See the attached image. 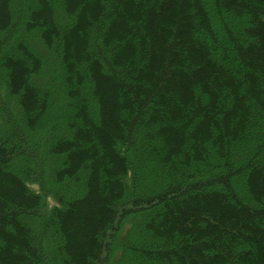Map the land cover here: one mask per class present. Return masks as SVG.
I'll return each instance as SVG.
<instances>
[{"label":"trees","instance_id":"trees-1","mask_svg":"<svg viewBox=\"0 0 264 264\" xmlns=\"http://www.w3.org/2000/svg\"><path fill=\"white\" fill-rule=\"evenodd\" d=\"M0 264H264V0H0Z\"/></svg>","mask_w":264,"mask_h":264},{"label":"rangeland","instance_id":"rangeland-1","mask_svg":"<svg viewBox=\"0 0 264 264\" xmlns=\"http://www.w3.org/2000/svg\"><path fill=\"white\" fill-rule=\"evenodd\" d=\"M21 31V30H20ZM54 74L56 75V76H58V75H60V73H57L56 71L54 72ZM54 80H56L57 78H53ZM55 111H57L58 113H60L59 111L60 110H58V109H55ZM59 116H61L60 114H59ZM52 177V176H51Z\"/></svg>","mask_w":264,"mask_h":264}]
</instances>
